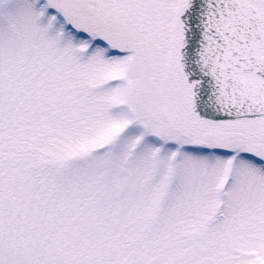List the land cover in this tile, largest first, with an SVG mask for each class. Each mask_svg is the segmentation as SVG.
<instances>
[{
  "label": "snow or ice",
  "instance_id": "obj_1",
  "mask_svg": "<svg viewBox=\"0 0 264 264\" xmlns=\"http://www.w3.org/2000/svg\"><path fill=\"white\" fill-rule=\"evenodd\" d=\"M0 264H264V0H0Z\"/></svg>",
  "mask_w": 264,
  "mask_h": 264
}]
</instances>
